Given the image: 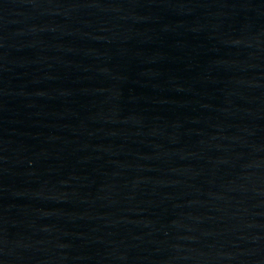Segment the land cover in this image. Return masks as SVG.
Masks as SVG:
<instances>
[{"label": "water", "instance_id": "95a60500", "mask_svg": "<svg viewBox=\"0 0 264 264\" xmlns=\"http://www.w3.org/2000/svg\"><path fill=\"white\" fill-rule=\"evenodd\" d=\"M0 264H264V0H0Z\"/></svg>", "mask_w": 264, "mask_h": 264}]
</instances>
